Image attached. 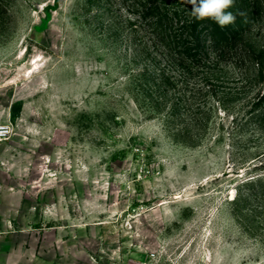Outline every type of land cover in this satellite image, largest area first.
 <instances>
[{
	"label": "rangeland",
	"instance_id": "obj_1",
	"mask_svg": "<svg viewBox=\"0 0 264 264\" xmlns=\"http://www.w3.org/2000/svg\"><path fill=\"white\" fill-rule=\"evenodd\" d=\"M141 2L0 0V264H264V0L185 69Z\"/></svg>",
	"mask_w": 264,
	"mask_h": 264
},
{
	"label": "trees",
	"instance_id": "obj_2",
	"mask_svg": "<svg viewBox=\"0 0 264 264\" xmlns=\"http://www.w3.org/2000/svg\"><path fill=\"white\" fill-rule=\"evenodd\" d=\"M172 1L142 0L139 7L141 10L138 13L140 14L141 23L147 26L152 34L160 37L163 42H167V44L178 48L175 52L176 61L173 63L177 67L185 69L189 63L196 64L208 47L217 51L220 49L219 47H228V44L234 38L237 42L239 36L242 35L243 30L239 26L231 27V25H228L221 28L211 20H195L191 16V6L186 7L184 12L181 11L180 15H177L178 19H173L177 11L167 13L165 10ZM173 33H175L174 36ZM260 57L258 56V59ZM157 72L158 78L161 81L165 77L166 68L157 69ZM262 99H264V94L261 97ZM245 184L251 188L260 186L258 194L264 203V176H255L247 180Z\"/></svg>",
	"mask_w": 264,
	"mask_h": 264
},
{
	"label": "clouds",
	"instance_id": "obj_3",
	"mask_svg": "<svg viewBox=\"0 0 264 264\" xmlns=\"http://www.w3.org/2000/svg\"><path fill=\"white\" fill-rule=\"evenodd\" d=\"M191 6V16L197 21L211 20L221 28L235 22L230 11L234 0H185Z\"/></svg>",
	"mask_w": 264,
	"mask_h": 264
},
{
	"label": "built area",
	"instance_id": "obj_4",
	"mask_svg": "<svg viewBox=\"0 0 264 264\" xmlns=\"http://www.w3.org/2000/svg\"><path fill=\"white\" fill-rule=\"evenodd\" d=\"M12 133L10 126L0 124V142L8 139Z\"/></svg>",
	"mask_w": 264,
	"mask_h": 264
}]
</instances>
